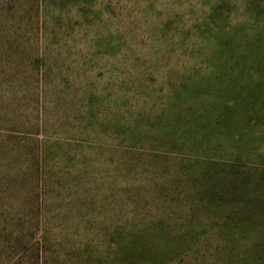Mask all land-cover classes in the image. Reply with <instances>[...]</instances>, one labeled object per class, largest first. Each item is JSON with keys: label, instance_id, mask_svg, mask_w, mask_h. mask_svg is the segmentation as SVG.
<instances>
[{"label": "rangeland", "instance_id": "374dc122", "mask_svg": "<svg viewBox=\"0 0 264 264\" xmlns=\"http://www.w3.org/2000/svg\"><path fill=\"white\" fill-rule=\"evenodd\" d=\"M211 7L222 9L211 31L212 59H192L177 47L181 32ZM97 10L102 22L78 30L72 57L49 59L74 85L62 96L52 81L40 113L62 132L75 123L68 109L77 102L69 100L88 92L99 128L134 124L145 109L152 117L176 114L183 152L170 147L161 158L140 157L116 143L115 132L94 134L77 165L50 171L48 186L31 177L11 184L0 173V212L19 219L22 207L31 210L28 219L49 226L52 244L64 240L68 248L89 240L107 255L117 229L122 237L152 238L158 226L162 241L176 238L180 246L159 264H182V257L220 264L224 255L229 264H264V0H101ZM96 34L103 38L92 55L87 41ZM6 67L0 63V73L11 78L36 75L29 59L1 72ZM34 136L57 140L59 133ZM79 175L81 185L68 183Z\"/></svg>", "mask_w": 264, "mask_h": 264}, {"label": "trees", "instance_id": "16d2710c", "mask_svg": "<svg viewBox=\"0 0 264 264\" xmlns=\"http://www.w3.org/2000/svg\"><path fill=\"white\" fill-rule=\"evenodd\" d=\"M100 1L0 0V63L10 67L1 72L14 69L16 59H29L36 70L32 80L11 78L0 73V173L7 172L12 176L8 178L11 184L24 183L31 177L36 184L48 186L50 171L55 168L68 170L77 165L78 153L86 152L94 134L101 136L115 132L116 143L140 157L161 158L170 147L182 151L176 143L175 127L183 118L176 114L171 117L161 113L152 117L150 110L145 109L134 124L116 122L110 127L99 128L94 122V95L88 92L78 101V97L69 100L70 103L77 102L68 109L73 113L75 123L62 130L63 133L59 127H49L47 116L40 113L42 101L46 110L52 81L61 87L59 94L62 96L73 91L71 80L49 68V59L72 57L71 49L79 44L78 30L85 25L91 28L102 22L103 14L97 10ZM217 8L211 7L189 30L181 32V42L177 47H182L183 54L190 51L192 59H212L209 52L211 31L216 19L222 16L221 7L218 11ZM102 38L96 34L91 39L89 35L87 42L92 55L97 51L93 45L100 43ZM106 40L111 43V49L116 47L112 37ZM26 92L29 95H23ZM80 102H86L84 105L89 107L82 108ZM198 120V117L194 118V121ZM39 131L44 134L56 131L59 138L41 141L34 136ZM25 163L27 170L24 169ZM83 181L80 175L68 179V183L74 186L81 185ZM20 211L19 219L12 218L5 211L0 212V264H159L163 254L180 247L176 238H164L162 241L158 236L161 229L158 226L154 227L156 236L152 238L137 234L122 237L117 229L111 253L107 255L96 250L93 242L82 241L81 236V244L74 242L70 248L66 247L64 240L53 245L48 236L49 226L37 218L29 220L31 210L27 212L22 207ZM132 230L143 232L146 229L137 226ZM39 233L41 240L35 238ZM226 256L217 262L229 264L230 258ZM178 260H182V264H197L192 257Z\"/></svg>", "mask_w": 264, "mask_h": 264}]
</instances>
